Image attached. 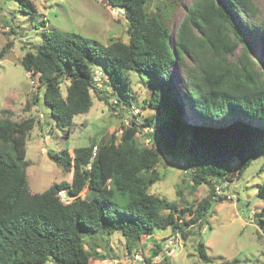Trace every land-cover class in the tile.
I'll list each match as a JSON object with an SVG mask.
<instances>
[{"label":"trees","instance_id":"obj_1","mask_svg":"<svg viewBox=\"0 0 264 264\" xmlns=\"http://www.w3.org/2000/svg\"><path fill=\"white\" fill-rule=\"evenodd\" d=\"M106 1L123 9L129 42L103 44L78 33L45 29L43 40L20 62L30 75H38L42 101L59 128L70 130L74 116L90 110L93 92L113 86L125 94L128 71H147L154 78L152 93L140 107L147 104L153 111L144 114L142 124L134 115L131 124L123 123L118 140L112 136L101 143L93 138L74 148L73 156L50 151L58 166L72 169V181L54 182L33 193L26 137L35 118L12 120L0 108V264H45L49 259L55 264H90L92 258H107L113 232H120L129 251L157 228H170L183 238L200 236L214 203L224 200L215 197V185L228 176L231 181L241 176L264 151V60L254 59L258 55L233 12L241 7L254 17L252 0H194L174 35L163 15L149 10L150 0ZM18 2L22 11L38 17L33 0ZM254 26V38H264V18ZM12 45L7 41L0 49V63ZM96 65L108 80L104 90L94 82ZM177 65L185 75L176 88L171 67ZM64 80L69 81L66 96L61 90ZM119 102L116 97L115 104ZM187 109L192 114L187 116ZM167 154L184 156L192 187L210 186L206 197L181 205L150 192L162 178L157 166ZM86 189L89 193L83 197ZM259 189L264 202V183ZM62 190L73 199L64 202ZM255 215L264 233V203ZM194 226L199 230H192ZM100 247L107 252L100 253ZM163 248L156 243L152 254L137 263L152 264ZM195 249L200 260L213 261L200 238Z\"/></svg>","mask_w":264,"mask_h":264},{"label":"rangeland","instance_id":"obj_2","mask_svg":"<svg viewBox=\"0 0 264 264\" xmlns=\"http://www.w3.org/2000/svg\"><path fill=\"white\" fill-rule=\"evenodd\" d=\"M194 0H150V11L160 13L165 18L173 35L178 30V25L184 18L186 10ZM39 15L36 18L22 11L18 0H0V49L7 41L13 45L0 63V108L4 116L12 120L21 121L34 117L35 125L26 137L27 143V175L30 191L42 192L52 183L59 181H72L73 171L65 170L50 158L49 152H62L74 155V148L90 144L93 138L105 142L112 136L117 140L121 134L122 124H131L134 113L128 101L139 108L144 99L150 97L155 85L154 78L147 71H128V87L125 94L113 86H107L103 78V92H93V105L89 111L74 116L73 125L68 128H59L49 115V108L43 103V91L40 87L38 75H30L21 64V59L28 49L43 40V31L53 30L61 34L78 33L90 40H98L109 44L120 39L129 42L128 19L120 7H113L106 0H33ZM254 17L251 11L234 10V15L241 29L248 37L254 52L253 56L258 62L264 60V38L252 32L255 23L264 18V0H252ZM243 9V10H241ZM42 20H45V22ZM42 23L43 26L40 24ZM45 24V26H44ZM261 51V52H260ZM241 48L236 51V56ZM235 56V57H236ZM190 66L193 61L186 58ZM95 67V66H94ZM101 68L96 65L95 69ZM173 86L180 85L185 72L177 65L171 67ZM68 80L61 83L63 96H66ZM108 98H104V96ZM116 97L121 100L119 106L115 104ZM108 101V102H107ZM111 106H115L111 109ZM126 102V104H124ZM140 113L133 118L142 124L145 115H151V107L145 104ZM187 116L192 114L188 113ZM192 112L191 110H189ZM146 132L150 129L142 127ZM142 140V138L140 137ZM143 141L145 138L143 137ZM184 156L165 157L157 169L162 178L150 187L154 192L170 200H176L181 205L184 203H198L209 194L210 186L203 183L192 187L188 168L185 166ZM264 151H259L250 165L241 176L233 181L227 177L228 190L235 196L233 200L225 199L214 203L209 224L201 229V235L191 234L187 238L180 236L179 245L172 254L163 248L152 264H264V233L260 230L256 211L263 205V198L259 194V186L264 183ZM238 171V163L233 164ZM235 172V173H236ZM89 190H84L82 196L86 197ZM64 202L73 199L66 190L60 192ZM198 231V227L192 228ZM174 236L171 229L157 228L152 237H142L141 242L129 251L126 240L120 232H113L109 237L107 258L90 260V264H138L134 253L144 257L152 254V247L156 243H165ZM201 239L207 246L212 262H204L196 254V239ZM88 242V239H86ZM87 246V245H86ZM88 247V246H87ZM100 253L107 251L98 248ZM45 264H55L49 259Z\"/></svg>","mask_w":264,"mask_h":264},{"label":"built area","instance_id":"obj_3","mask_svg":"<svg viewBox=\"0 0 264 264\" xmlns=\"http://www.w3.org/2000/svg\"><path fill=\"white\" fill-rule=\"evenodd\" d=\"M104 71L102 69H97L95 71V75H94V82L97 85L98 88H102L103 87V77H104ZM132 112L134 113V115L137 116L138 113H140V109L137 107H132ZM139 117V116H137ZM132 117H129V119H131ZM146 128V127H145ZM146 129H150L151 128H146ZM148 133V132H147ZM145 144L149 145L150 144V140L146 137L145 138ZM228 181L227 180H222L221 183H217L215 185V197L216 198H225L228 200H233L235 198V196L233 194H231L228 190ZM180 233H176L174 234V236H170L165 243L163 244L164 248L167 250V252L169 254H172L173 251L175 250L176 246L179 245V240H180ZM136 258L137 261H141L143 260V255L140 253H134L133 254Z\"/></svg>","mask_w":264,"mask_h":264},{"label":"water","instance_id":"obj_4","mask_svg":"<svg viewBox=\"0 0 264 264\" xmlns=\"http://www.w3.org/2000/svg\"><path fill=\"white\" fill-rule=\"evenodd\" d=\"M170 157H171V155H169V154L165 155V158H166L168 161H170ZM70 196H71V195H70Z\"/></svg>","mask_w":264,"mask_h":264}]
</instances>
